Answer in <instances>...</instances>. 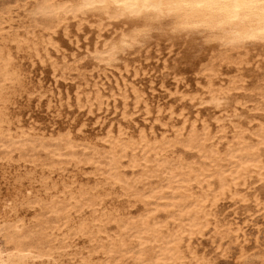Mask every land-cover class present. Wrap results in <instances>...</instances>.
<instances>
[{"label":"bare ground","instance_id":"obj_1","mask_svg":"<svg viewBox=\"0 0 264 264\" xmlns=\"http://www.w3.org/2000/svg\"><path fill=\"white\" fill-rule=\"evenodd\" d=\"M38 8L48 16L49 24L54 23V27L66 24L70 19L90 16L100 18V30L105 20L132 23L133 30L112 40L98 52L100 62L107 65L136 44L144 42L147 35L165 21L169 24L168 31L174 35L205 31L211 41L231 50L245 47L248 43H264V9L259 6L241 7L237 0H47ZM2 28L0 34L4 30ZM45 28L51 30L53 27L47 25ZM27 36L10 33L0 43V144L5 147L18 144L14 140L16 137H23L25 144L32 142L29 132L22 131L16 136L12 133L15 122L10 107L16 103L17 96L26 91L27 85L16 65L18 57L21 53L42 57L47 46L54 45L51 39L36 42ZM232 61L237 64L243 62L242 59L229 62ZM206 89V97L197 95L190 99L223 108L228 106V95L237 89V82L228 87H216L210 79ZM134 94L136 103L145 100L137 90ZM101 100L99 93L86 99L91 106L93 101L101 103ZM150 112L147 109V114ZM230 116L238 118L236 113ZM220 121L218 118L217 122ZM220 127L215 134L206 121L198 126L196 122L187 124L185 120L182 128L174 130L173 136L160 138L145 131L134 136L125 127L116 129L115 133L109 131L101 139L108 144V150L103 153L108 161L105 166L97 167L103 178L94 185L53 179L52 173L67 169L64 161L56 159L65 155L59 150L50 151L45 162L36 157L22 156L21 162L29 163L35 169L40 166L43 174L37 177L36 170L16 174L15 196L0 201V230L6 226L13 228L12 246L6 252L0 250V264H66L63 257L71 255L80 256L79 264H212L210 258L200 255L193 246L196 240L210 231L213 232V242H217V249L223 256L229 255L230 246L224 247L225 240L233 238L239 242L243 238L247 242L249 238L240 224L234 228H223L216 219L215 209L224 199L247 202L249 198L242 188H247L255 180L264 183V121L249 134L247 129L234 124L232 144L223 149L214 141L216 137L224 138L228 134L224 125ZM57 140L70 151L66 163H78L71 152L80 144L76 143L73 134L59 135ZM38 146L47 147L43 140ZM22 147L17 149L22 151L25 148ZM178 148L194 152L200 159L198 165L181 156L173 157ZM2 159L4 165L9 166L14 161L13 155ZM125 160L131 169L141 168V175L128 178L122 172ZM155 177H163L159 187L138 190L139 184ZM36 182L41 189L34 190ZM25 183L30 184L26 195L22 190ZM204 186L210 191L198 194L192 191L195 187L203 189ZM114 194L133 200L134 205H143L145 211L130 217L119 207L110 208L107 200ZM255 204L264 217L263 200L256 198ZM21 207H36L54 214L56 218L53 225L40 230L32 245L23 239L27 235H24L26 222L19 214ZM161 212L166 214V220L159 222L155 216ZM36 221L39 226L47 225V221L38 218ZM109 225L118 228L116 236L109 235ZM82 238L90 244L87 254L74 249L77 240ZM259 239L257 235L255 241L259 242ZM241 248L238 260L244 264L248 255L243 246ZM96 255L103 256V259L96 261ZM261 258L260 264H264V255Z\"/></svg>","mask_w":264,"mask_h":264},{"label":"rangeland","instance_id":"obj_2","mask_svg":"<svg viewBox=\"0 0 264 264\" xmlns=\"http://www.w3.org/2000/svg\"><path fill=\"white\" fill-rule=\"evenodd\" d=\"M45 1L47 0H0V28L4 25L0 43L5 36L16 32L28 35L36 42L51 39L54 43L47 46L42 57L21 53L16 62L27 85L26 91L19 94L16 103L10 107L15 122L12 133L16 136L22 131L29 132L32 142L25 144L23 137H16L17 140H14L19 143L12 147L0 144V201L15 196L16 174L35 170L37 177L43 174L40 166L35 169L31 164L21 162L22 156L36 157L45 162L50 151L59 150L65 155L56 159L64 161L67 169L65 173H52L51 177L59 181L61 178L75 180L77 184L94 185L103 178L98 174L97 167L105 166L108 161L103 156L108 150V144L101 139L109 131L115 133L116 129L125 127L134 136L145 131L160 138L163 135L173 136L174 130L182 128L185 120L187 124L196 122L198 126L206 121L215 134L221 125L227 129L228 134L224 138L216 137L214 140L223 149L232 144L234 124L247 129L249 134L264 121V43H248L245 47L231 50L211 41L205 31H196L191 36L174 35L168 31L169 24L165 21L155 31L153 29V33L150 32L139 46L136 44L125 54H120L114 64L107 65L104 61L100 62L98 52L109 42L111 44L112 40L129 33L134 25L125 20H105L102 21L104 27L100 30V18L90 16L70 19L68 23L54 27V23L49 24L48 16L43 15L38 8ZM47 25L55 30L46 29ZM241 59L242 63L229 62ZM210 79H213L216 87H228L237 82V89L228 95V106L215 108L211 104L190 99L197 95L206 97V86ZM134 90L142 93L146 101L136 103ZM97 93L102 96L101 103L93 101L91 106L86 99ZM147 109L151 110L150 114H147ZM171 111L174 113L171 114ZM233 113L239 119L231 117ZM218 118L221 119L220 122H217ZM68 132L80 144L71 152L78 163H66L70 158V151L57 140L59 135ZM40 140H43L46 148L38 146ZM21 146L25 147H22V151L17 149ZM7 155H13L14 161L10 166L3 163L5 161L2 158ZM172 155L195 162L196 166L200 161L194 152H184L180 148ZM122 172L128 178H136L141 175L142 169H131L129 162L125 160ZM162 179L163 177L151 178L139 184L138 190L157 188ZM29 186V183H25L22 187L24 195ZM34 187V190L41 189L38 182ZM207 190L210 191L204 186L203 189L195 187L192 191L198 194ZM242 190L249 198L247 202L224 199L215 209V214L223 228L242 225L249 241L244 242L243 238L239 242H235L233 238L225 240L224 247L230 246V253L223 256L221 250L217 249V242H213V232H208L196 240L193 246L200 255L210 258L212 264H240L238 256L242 246L248 255L244 264L262 263L264 217L256 207L255 199L260 198L264 203V183L255 180ZM107 206L119 207L122 213L130 217H136L146 209L143 205H134L133 200L116 194L109 197ZM19 214L26 222L24 235L27 237L23 239L29 245L36 242L41 229L53 225L56 220L54 214L40 211L36 207H21ZM37 218L47 221V225L39 226ZM155 219L165 221L166 214L158 213ZM12 232L13 228L7 226L0 230V250L6 252L10 249ZM108 233L116 236L118 228L109 225ZM257 235L260 237L259 242L255 241ZM89 248V242L82 238L77 240L74 249L87 254ZM102 259L101 255L95 256L96 261ZM63 260L66 264H79L80 256L71 255L63 257Z\"/></svg>","mask_w":264,"mask_h":264},{"label":"snow or ice","instance_id":"obj_3","mask_svg":"<svg viewBox=\"0 0 264 264\" xmlns=\"http://www.w3.org/2000/svg\"><path fill=\"white\" fill-rule=\"evenodd\" d=\"M237 5L246 8L259 6L264 9V0H237Z\"/></svg>","mask_w":264,"mask_h":264}]
</instances>
